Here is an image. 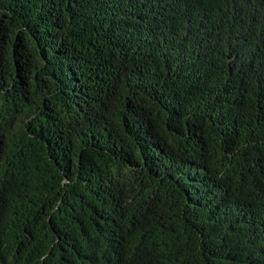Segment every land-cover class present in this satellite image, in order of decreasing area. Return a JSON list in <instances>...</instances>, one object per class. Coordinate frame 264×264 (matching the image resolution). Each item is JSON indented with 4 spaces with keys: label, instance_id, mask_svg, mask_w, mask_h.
I'll return each instance as SVG.
<instances>
[{
    "label": "trees",
    "instance_id": "trees-1",
    "mask_svg": "<svg viewBox=\"0 0 264 264\" xmlns=\"http://www.w3.org/2000/svg\"><path fill=\"white\" fill-rule=\"evenodd\" d=\"M0 264H264V0H0Z\"/></svg>",
    "mask_w": 264,
    "mask_h": 264
}]
</instances>
